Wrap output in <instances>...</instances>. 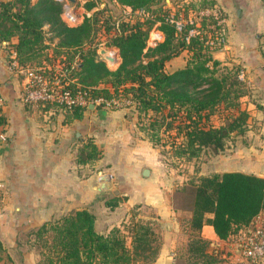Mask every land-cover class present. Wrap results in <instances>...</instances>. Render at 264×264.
Segmentation results:
<instances>
[{
    "label": "trees",
    "instance_id": "16d2710c",
    "mask_svg": "<svg viewBox=\"0 0 264 264\" xmlns=\"http://www.w3.org/2000/svg\"><path fill=\"white\" fill-rule=\"evenodd\" d=\"M116 1L130 6L133 13L107 27V45L117 47L121 56L115 69L98 51L100 41L94 42L100 11L78 24H69L62 17L63 0H0V42L5 43L10 60L15 58L22 67L41 68L46 77L59 78L62 88L73 93L86 92L90 99L132 100L134 104L124 108L138 115L140 130L155 146L168 147L164 148L169 157L166 161L172 166L178 160L200 156L205 149L223 151L232 137L246 135L249 112L241 106L245 90L240 67L213 55L228 37L225 22L204 16L203 33L187 38L194 24L188 23L177 33L170 20L171 14L178 17L181 10L191 18L205 8H217V1L173 0L171 7L165 0ZM94 4L89 3L88 8ZM142 9L152 14H140ZM158 22L155 28L162 31L163 39L149 45L150 32ZM210 36L220 42L215 48L208 43ZM184 50L189 51L185 66L168 71L167 63ZM11 53L14 56L10 57ZM28 105L43 114L51 112L50 117L63 112L66 122L83 117L90 108V103L69 107L54 101ZM94 105L107 106L104 102ZM217 112L218 123L213 120ZM5 120L0 111V124ZM101 153L90 139L81 149L79 161L96 159ZM121 200L116 196L106 203L115 207ZM173 203L176 210L191 213L185 219V264H224L219 251L209 250L211 241L202 235V227L212 224L224 239L249 227L264 209V176L242 170L204 174L178 185ZM134 207L120 224L105 232L97 228L92 210L77 209L30 229L26 244L38 246L37 264L153 262L164 235L152 218L143 217ZM179 258L177 253L175 264H181Z\"/></svg>",
    "mask_w": 264,
    "mask_h": 264
},
{
    "label": "crops",
    "instance_id": "0c3cea01",
    "mask_svg": "<svg viewBox=\"0 0 264 264\" xmlns=\"http://www.w3.org/2000/svg\"><path fill=\"white\" fill-rule=\"evenodd\" d=\"M216 1L228 37L221 47L213 50V55L228 65L240 67L245 90L241 106L249 112L246 137L259 132L263 136L264 0ZM124 9L127 16L131 15ZM156 39H163L161 30L157 31ZM117 51L119 54L118 48ZM188 57L189 51L184 50L172 58L167 63L168 71L185 66ZM26 81L22 66L15 58H8L5 43L0 42V111L6 118L0 124L3 245L28 246L22 237L30 229L81 208L96 214L97 227L103 217L111 228L120 224L135 205H140L156 213L155 217H149L157 219L164 243L155 261L137 264H175L178 250L172 238L182 231L181 214L185 213L187 218L191 215L189 211L174 208L173 193L183 180H178L180 175L166 163L161 149L143 135L138 115L124 107L97 108L90 104L83 117L66 122L63 112L50 117L51 112L43 114L36 106L28 105ZM90 139L102 153L96 159L80 162L81 149ZM252 153L249 159L240 162L242 166L226 170L264 176V153ZM253 157L262 165L254 166L250 161ZM146 168L150 170L148 175L144 174ZM116 196L122 200L110 207L106 200ZM263 219L264 209L249 227ZM249 227L227 239L219 237L208 223L201 233L211 241L213 250L222 251L225 261L237 262L243 257L240 246ZM23 255L25 258L16 264H37L32 250L24 251Z\"/></svg>",
    "mask_w": 264,
    "mask_h": 264
},
{
    "label": "rangeland",
    "instance_id": "374dc122",
    "mask_svg": "<svg viewBox=\"0 0 264 264\" xmlns=\"http://www.w3.org/2000/svg\"><path fill=\"white\" fill-rule=\"evenodd\" d=\"M36 1V0H33ZM64 3H70L72 6L68 5V15L71 19L76 20L75 22L71 21L64 15V11L62 13L63 18L69 23V24H78L84 20L86 16H91L96 11H100L98 13L99 22L96 25L95 29V41H100V44L98 46V51L106 58L104 53H102V49L110 50L114 52L115 60L110 61L108 60V64L115 69L118 66V63L121 59L118 58V51L116 52L114 48L117 49L115 46L107 45V42L109 40V37L107 35V27L108 26H115L117 23H120L121 20L127 17V14L125 13L124 5L118 4L116 0H75V2H72L70 0H63ZM91 2H95V4L92 6V8H88V4ZM167 2L168 6L173 5V0H165ZM155 8V6L153 7ZM171 11H175V9L171 8ZM152 14L151 12H149ZM179 17H183L184 20V30L188 27V23L186 21V18L184 15V11L181 10L179 12ZM173 15V14H171ZM192 16L191 18H193ZM160 22H158L151 30L150 36L148 39L149 45H154L156 41V35L157 31L159 30L157 25H159ZM158 29V30H157ZM113 31V30H112ZM231 66V65H230ZM170 67L167 66V69ZM26 86V84H25ZM219 112H217L213 116V120L215 122H220L219 118ZM263 136L260 134H250L246 137V135L238 136L235 138H231L230 141H228V146L223 150L219 152H214L212 149H205L202 154L196 158H193L191 160H183V161H177L174 166L168 164L170 168H173V170L180 175L178 176V180H183L178 185H182L183 183L189 182L192 179H198L200 176L204 174L213 173L215 171H223L230 167H236V166H242L240 162H244L248 157L252 156V152H261L264 153V131L262 132ZM167 138V137H166ZM251 142V143H250ZM243 146V147H242ZM161 149L162 157L164 160L169 161L168 154H166L165 150L168 147L158 146ZM242 147V148H241ZM165 148V150H164ZM241 148V149H240ZM164 151V152H163ZM244 151V152H243ZM248 151V153H247ZM246 156V157H245ZM256 158V157H255ZM254 157L250 160L252 163H254V166H259L258 164L262 165V163H257L256 159ZM166 161V163H167ZM264 166V164H263ZM173 173V172H172ZM136 211L141 213V215L145 218H150L149 216H156V213L154 210L150 209L149 207H143V206H135L134 207ZM145 215V216H144ZM151 217V218H153ZM185 213L181 214V225H182V231L178 235H174L172 239L175 240L177 243V250H178V256H180V263L185 264L187 263V257L185 255L187 242H188V234L186 232V225H185V219H186ZM155 225L160 228V226L157 224V219L153 218ZM118 224V223H116ZM110 225L108 224V221L101 217L98 221V229L101 231H108L110 229ZM112 228V227H111ZM160 230V229H159ZM28 235H24L22 239H24V242L26 244ZM20 244H22L20 242ZM29 245V244H28ZM5 247V250L0 251V255L2 256V259L0 260V264H16L17 262L22 261V259L25 258L23 255V252L30 249L34 252L35 258L39 259V248L38 246H16L15 247ZM209 250L212 251L211 244L209 247ZM215 251H219L222 254L221 250L214 249ZM184 254V255H183ZM183 255V256H182Z\"/></svg>",
    "mask_w": 264,
    "mask_h": 264
},
{
    "label": "built area",
    "instance_id": "2783aa9c",
    "mask_svg": "<svg viewBox=\"0 0 264 264\" xmlns=\"http://www.w3.org/2000/svg\"><path fill=\"white\" fill-rule=\"evenodd\" d=\"M68 5L72 6L69 2L64 3V15H66V17L71 21L75 22L76 20L71 19L68 15ZM124 7L129 10V13H133V10L130 6L124 5ZM138 12L140 14H150L149 11H145L143 9L138 10ZM207 15H213L219 23L225 21L224 17H222L221 15L220 9L218 8H205L203 10H200L193 18L186 19L187 23L194 24V26L189 29L186 35L187 38H190L191 35H200L203 33L201 22L203 17ZM170 20L175 23L177 33H182L185 26L183 17L178 18L174 15H171ZM208 43L211 48H215L220 42H218L216 38L210 36V38L208 39ZM22 69L27 75V81L25 86V98L28 102L32 103L33 105H39L40 103H45L47 101L58 102L61 104H65L69 107L75 104H94L102 102L106 103V105L109 107H128L134 104L130 99H107L99 96L90 99L88 96H86V92L78 91L77 93H73L70 89L62 88L59 78L53 80L49 79L43 74L41 68L22 67ZM240 247L243 255L242 259L237 262L225 261L224 264H263L264 219L255 226L249 227L244 232Z\"/></svg>",
    "mask_w": 264,
    "mask_h": 264
},
{
    "label": "water",
    "instance_id": "95a60500",
    "mask_svg": "<svg viewBox=\"0 0 264 264\" xmlns=\"http://www.w3.org/2000/svg\"><path fill=\"white\" fill-rule=\"evenodd\" d=\"M70 1L75 2V0H70ZM105 52H106V49L103 48V49H102V53H104V55L106 56V58H107L108 60L113 61V60L116 59L114 56L107 55ZM93 105H94V104H91V106H93ZM149 173H150V170H149L148 168H146L145 171H144V174H145V175H148Z\"/></svg>",
    "mask_w": 264,
    "mask_h": 264
},
{
    "label": "bare ground",
    "instance_id": "6f19581e",
    "mask_svg": "<svg viewBox=\"0 0 264 264\" xmlns=\"http://www.w3.org/2000/svg\"><path fill=\"white\" fill-rule=\"evenodd\" d=\"M107 55H110V56H113V52L112 51H110V50H106V52H105Z\"/></svg>",
    "mask_w": 264,
    "mask_h": 264
}]
</instances>
